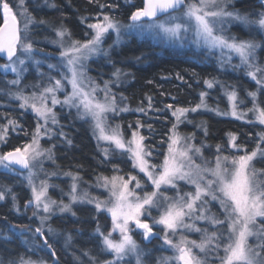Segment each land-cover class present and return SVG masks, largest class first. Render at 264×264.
Returning a JSON list of instances; mask_svg holds the SVG:
<instances>
[{"label": "snow or ice", "instance_id": "1", "mask_svg": "<svg viewBox=\"0 0 264 264\" xmlns=\"http://www.w3.org/2000/svg\"><path fill=\"white\" fill-rule=\"evenodd\" d=\"M260 3L264 6V0H260ZM230 4L231 0H191L188 3L185 0H143V7L131 12L130 23L126 27L140 34L149 32L168 37H178L181 32L187 33L191 30L195 36L193 42L197 46L202 42L209 49H227L238 54L241 65L248 69L246 75L257 85L256 91L248 93L253 105L248 111L253 113L255 121L264 125V107L258 100V95H264V67L255 59V52L260 44L253 40H241L235 35L224 34L225 21L239 22L264 33V11L255 13L256 18H251L247 13L229 11ZM23 5L24 0H20L18 7L22 9L20 16L23 17L21 27L8 0H0V10L3 12V25L0 26V53H4L7 57V63L0 67L5 70L10 69L16 74L17 78L10 81L12 85L21 83L22 72L26 70L24 67L26 60L32 58L34 47L29 39V25L34 22V18ZM181 9L183 11L180 15L172 14ZM161 15L165 19L160 20ZM145 19L148 20L147 23L144 22ZM122 27L113 17L103 15L102 19L88 25L92 30V36L83 42L72 39L67 27L56 29L55 35L58 39L53 43L58 44L61 49L60 66L65 69L60 73V79L49 77L50 83L39 93L33 92L30 95H25L23 91L9 93L20 102V108H31L37 117V125L30 143L0 153V167L5 170H10L15 165L30 170L28 179L32 187V198L25 207L34 204L37 210L42 209L46 214L40 216V227H36L34 233L44 237V225L49 221L54 209L63 213L70 211L73 203L87 201L94 203L98 212L103 210L111 215L112 227L107 234L101 231L99 225L95 230L101 240V250L112 255V259L104 261L103 264H123L125 257L130 255L135 257V264H143V252L132 235L133 225L136 230H140V235L147 241L159 236L153 229L160 226L164 244L178 253L175 259L180 264H206V258L201 259L193 249H199L201 253H205V256L208 251H212L219 264H264V226L256 225L257 217L264 218V180L257 179V176H264V171H258L252 166L255 158L264 159V147H262L264 133L258 135L256 147L251 152L239 145L236 136L231 134L230 147L237 152L244 151V154L221 155L223 149L217 145V155L214 159L204 158L202 147L190 142L193 137L181 135L178 131L179 124L186 119L188 112H195L206 106L204 103L206 93L201 92V101L195 107L174 108L173 105H167L176 122L173 123L168 135L167 153L164 154L163 161L159 165L153 164L152 152L144 144L145 137L138 130L142 127L139 121H137V130H133L131 137L127 139L120 125L112 126L108 123L109 113L128 110L126 107L119 108L116 95L111 91L112 81H104L101 88L86 75L84 70V62L91 56L101 52L108 54L102 45L110 30L116 33L113 45L120 42ZM35 63L38 65L40 61ZM48 67L51 69L56 65L50 64ZM112 75L119 79L121 70L116 69ZM204 83L211 88L214 81L205 80ZM66 85L71 86L70 92L66 91ZM61 92L64 93L62 100L57 95ZM100 93L103 95L101 96ZM228 97L232 102L231 114L243 118L247 113L237 112L239 103L237 93L233 90L228 93ZM123 99L124 97L121 96V100ZM148 101V107L151 108V97ZM58 104L62 107L76 108L81 119H89L97 140L107 142L109 145L102 149L104 155L108 157L116 151L127 154L133 169H138L148 183H142L137 176L131 174L127 179L120 175L98 176V185L109 193L107 200H100L88 196L87 193L79 194V181L82 177L79 173L69 172L66 175L71 177L72 183L68 193V203L51 199L48 196L50 186L45 181H41L39 186L35 185L33 183L35 174L31 169L40 163L42 158H52L51 149L42 148L40 139L51 133L49 124H58L54 111ZM138 111L143 112L144 109L140 108ZM16 126V121L12 119H8L6 125L0 126V143L6 142L9 127L14 129ZM129 127H132L131 124ZM60 135L64 133L61 132ZM68 143L71 141L69 140ZM194 157L200 158L202 162L197 164ZM113 170L120 171L116 166ZM179 181L187 182L193 186L194 191L181 194L178 190ZM149 186L152 191H145L144 189ZM169 188L176 189L177 194L166 195L165 192ZM207 198L219 203L223 219L215 214L209 215ZM2 199L4 192L0 191V200ZM152 210L159 212L158 218H152ZM37 214L38 212H34V215ZM150 218L151 223H149ZM187 220L192 222L186 223ZM199 220H204L215 227L216 231L209 233L206 228L196 227V222ZM24 231L33 230L25 228L20 235H23ZM178 231L199 232L202 234L201 241L198 243L180 235L174 242L173 238ZM47 232L53 233L51 226L47 228ZM114 233L119 234L118 240L113 238ZM253 236L258 241L255 245L249 243V238ZM68 239H71L70 235ZM48 240L49 237L44 238L43 246L51 250V255L55 256V250ZM90 259L91 264H95L96 258ZM0 264H3V261H0ZM9 264H46V261H33L21 257L18 261H10ZM164 264H167V260Z\"/></svg>", "mask_w": 264, "mask_h": 264}, {"label": "rangeland", "instance_id": "2", "mask_svg": "<svg viewBox=\"0 0 264 264\" xmlns=\"http://www.w3.org/2000/svg\"><path fill=\"white\" fill-rule=\"evenodd\" d=\"M240 1L243 0H231V4L229 5L228 10L239 11L241 14L247 13L250 15L251 18H256L254 15L255 13L264 11V6H262L261 3V7H253V3H249L253 10L250 12H245L244 10L240 9L238 5ZM8 2L10 3V6L13 9V13L17 15L19 26L22 27L23 17L20 16V11L22 9L18 7V5L20 4V0H8ZM185 2L188 3L191 2V0H185ZM23 7H26L27 12L31 15V17L34 18V22L29 25V39L34 45L32 58L30 60H26V64L24 66L26 70L22 72L21 83L19 85H12L10 83V81L17 78L15 73H13L10 69L5 70L4 68L0 67V108H14L16 110H19L21 113L27 112L34 116L35 124L32 129L30 139L25 143L28 144L31 142L32 133L37 125L36 114L31 110V108H20V102L16 100L14 96L9 95V93H16L18 91H23L25 95H30L33 92L39 93L40 91H42L43 87L47 86L50 83L49 77L60 79V73L64 72L65 69L60 66L61 61L59 53L61 49L58 44L53 43V41L58 39L55 35V30L62 28L63 26H61L58 22H54L53 24H50L49 22L39 23L40 21H45V19L42 18V16L40 15V9L43 7L52 8L53 4L51 0H24ZM0 11L3 17V12L2 10ZM182 11L183 9L172 14L180 15ZM103 15L109 14L100 13L96 15L94 19L89 22V24L96 23L98 19H102ZM159 19L163 20L165 19V17L161 15ZM118 22L123 26L121 28L120 42L118 44L113 45V41L116 39V33L110 30V32L106 35L102 45V48L106 50L108 54L105 55L103 52H101L99 54L91 56L84 62V70L86 72V75L92 78V80H94L96 84L100 85L101 88L103 87L104 81H112V84L110 85L111 91L116 95L117 104L119 108L126 107L128 109L127 111H129V105L126 102L125 97L121 92L120 88L122 82L128 79L129 73L128 71H125L127 63L136 62V60L139 59L141 55L129 58L124 56L120 57L118 54L123 46L130 43L132 39H135L138 42H145L150 46V48H153L157 53H162L166 49H175L185 51L187 53H204L206 58L209 60L213 59L218 64L221 70L230 71L237 75H242L244 78H247L249 82H253V86L251 88H244V91L241 92L240 87L237 84H233L231 82H224L223 79L220 78L209 79L210 81H214V84L211 88H209L205 84V90L203 92L206 93V96L204 98V103L206 106L197 109V111L195 112H188L186 114V119H184L183 122L179 124V133L185 136H192L193 139L190 142L198 147H202L204 158L214 159L217 154L211 158L206 157L203 151V141L197 138L198 136L196 135V132L204 131V121L202 118V116H204L203 114L210 113L220 117L237 119L241 122L250 123V121H252L251 123L259 124L258 121H255L253 113L248 111L253 107L251 97L248 96V93L256 91L257 85L256 82L251 79V77L246 75L248 69L241 65V61L238 54L230 52L227 49H209L202 42L200 43V46H197V44L193 42L195 40V36L191 30H189L187 33L181 32L178 37H168L163 34L156 35L154 33L149 32L140 34L136 30H130L126 27L130 23V20ZM144 22L147 23L148 20L145 19ZM224 30L225 35H235L241 40H253L255 42H258L260 44V47L256 49L255 59L260 66L264 67V33L258 32L255 27H246L243 24L235 21H225ZM91 36L92 30L88 28V32L84 38L76 39L72 36V39L83 42L86 39H90ZM109 45L113 46L110 48ZM115 56H117L119 59L118 63L113 62ZM35 61H40V63L37 65ZM121 61L124 63H122ZM5 63H7V58H4L3 62H1L0 65H3ZM50 64L56 65V67L50 69L48 67V65ZM116 69L121 70V75L119 79H116L112 75V73ZM233 90L237 93L239 101L237 106V112L247 113L243 118H239V116H233L231 114L232 102L229 100L228 93ZM66 91H71L70 85H66ZM57 95L62 100L64 93H57ZM100 95L102 96L103 93H100ZM121 96L124 97L123 100H121ZM258 100L261 102V106L264 107V99L261 98L260 95H258ZM200 101L198 102V104L200 103ZM54 111L57 116L58 124H49L51 133L49 135L42 136L40 139V145L42 146V148L51 149L52 158H42L40 163H38L34 168H32L31 171L35 174L33 176V183L35 185L39 186L41 181H45L50 186L48 189V196L51 197V199L56 200L58 202L63 200L64 203H68V193L72 180L70 176L66 175V173L77 172L59 168L56 164L55 156V146L59 144H64L66 142L65 129L68 123L63 122L66 116H71L70 121L76 120L80 122H85L88 125L91 134L96 142L97 148L105 159H111L113 157H116L114 155L126 157L128 159L129 157L127 156V154H121L118 151L112 152L110 156L106 157L102 149L108 147V143L97 140L96 135L93 134L91 121L89 119H81L77 113L76 108H69L67 106L62 107L58 104L55 106ZM127 111L118 110L116 113H109L108 123L112 126L120 125L124 133L122 124L119 120V116ZM8 119L16 121L17 126L14 129L12 127H9L7 139L11 134L18 133L17 130L18 128H20L19 122L8 115L0 116V126L6 125ZM175 122L176 121L174 119V123ZM133 130H137V127L130 129L128 135L124 133L126 139L131 137V132ZM138 130L142 135L140 128ZM61 132H63L64 135H60ZM4 143H0V147ZM243 148L245 149V147ZM0 153H3V151L0 150ZM166 153L167 149L165 154ZM220 154L226 156L242 155L244 154V151L237 152L235 149H232L230 147L229 139L228 152H222ZM163 159L164 156L161 162L163 161ZM194 159L197 164H200L202 162L200 158L194 157ZM261 160L264 159H261L260 157L254 159V161L252 162V166L254 169L258 171H264V165H262ZM152 163L155 164L154 162ZM133 170L134 172H131L129 174L137 176V178L140 179L142 183H148L144 175L142 173H139L138 169ZM29 171V169L18 170L14 167L10 170H5L4 168L0 167V191L4 192V199L0 200V206H3L7 202V208L11 210L10 212L16 222L18 219L26 220L25 223H14L12 220L8 221L5 218L0 217V242L17 236L21 239L23 244L25 243V248H27L31 253V255L28 254L27 256L19 255L18 257L17 255L16 257L18 258H16L14 261H18L21 257H23L24 259H31L33 261L43 260L46 261V264H66L64 262H60V255L58 254L56 249H58L62 253L65 259L68 260L69 264H91V257L96 258L95 264H103L104 261L112 259L111 254L105 253L101 250V240L97 236L95 231L97 226L99 225L101 231L107 234L112 227L111 215L110 213L103 210L98 212L95 208L94 203H89L87 201L76 202L71 205L70 211H66L63 213L60 212L58 209H54L49 221L47 222V224L44 225V237L34 233L35 228L40 227V216L46 214L42 211V209L37 210L34 204L25 207L28 204L29 200L32 198V187L29 184L28 179ZM129 174H124L123 172H121V170L119 172H114L113 170V172H111L109 175H106L105 173L101 172L87 179H85L83 176H81V174H79L82 179L79 181L78 193H87L90 197H95L100 200H107L109 198V193L105 188L98 185L97 177H111L113 175H120L124 176L127 179ZM257 179L264 180V176H257ZM9 181H11L12 184H9ZM131 186L132 185H130V187ZM22 189L27 190V195L30 196V199L24 202L20 200V191ZM144 190L150 192L152 191V188L149 186ZM178 190L181 194H183L185 192L194 191V188L193 186L187 184V182L185 181H179ZM140 194L142 195L143 193L141 192ZM165 194L168 196H175L177 194V190L169 188L166 190ZM13 197H15V199H13ZM207 199L209 200L207 204V208L210 210L209 215L215 214L220 219H223L222 209L220 208L219 203L217 201H212L210 198ZM83 207L93 212L92 219L95 220L96 223L94 224V226H92L93 232H91V236L94 235V238L92 237L90 241L88 240V242L82 246L79 242L74 243L73 235L70 231V228L75 226L76 220H80L79 212L84 211L81 210L83 209ZM34 212H38V214L34 215ZM73 213H75V215H73ZM158 217L159 212L156 210H152V218ZM191 222V220L186 221V223ZM57 223L64 224V228H59ZM149 223H151V218L149 219ZM256 225L257 227L264 226V218L257 217ZM49 226H51L53 229V233L51 234L47 232V228ZM196 227L201 229L206 228L208 229L209 233H211L212 231H216L215 227L210 226L204 220L197 221ZM25 228H31L33 231H24V234L20 235L21 231ZM153 231L154 233H158L159 236L153 237L150 241H147L144 240L140 235V230H136L133 225L132 235L133 238L140 245V248L143 252V264H164L165 260H167V264H180V262L175 259L178 253L170 246L164 244L162 228L160 226H156L154 227ZM69 235L71 236L70 240L68 239ZM180 235H184L189 240H195L198 243L201 241L202 237V234L199 232L178 231L176 237L173 238L174 242L179 239ZM45 237H49L48 242L52 245V249L55 250V256L51 255V250L43 246V240ZM113 238L118 240L119 234L114 233ZM257 242L258 241L255 236L249 238L250 244L255 245ZM193 251L201 259L206 258V264H219V260L216 259V256L212 251H208L206 256L205 253H201L199 249H193ZM220 255H223L222 250L220 252ZM123 264H135V257L132 255L125 257Z\"/></svg>", "mask_w": 264, "mask_h": 264}, {"label": "trees", "instance_id": "3", "mask_svg": "<svg viewBox=\"0 0 264 264\" xmlns=\"http://www.w3.org/2000/svg\"><path fill=\"white\" fill-rule=\"evenodd\" d=\"M51 2L54 5L52 8L40 9L42 18L50 24L58 22L61 26L67 27L76 39L85 37L89 22L100 13H107L117 21H127L132 11L143 7V0H51ZM249 3H253V7H261L259 0H243L238 5L245 12H250L253 9ZM2 24L3 18L0 11V26ZM118 55L129 58L141 55L136 62L127 63L125 71L129 73L128 79L122 82L120 90L129 105V111L121 114L119 120L127 135L130 129L137 127V121H139L142 125L140 131L145 137V145L152 152L151 160L157 165L166 152L168 135L175 119L167 105H173L174 108L195 106L200 101V93L205 90L204 81L213 78L237 84L241 92L244 88L253 86V82H249L242 75L221 70L218 64L213 59H207L204 53H187L175 49H166L162 53H157L145 42L132 39L121 48ZM118 61V57L115 56L113 62L118 63ZM1 62H3L2 57H0ZM260 96L264 99V95ZM149 97H151V108L148 107ZM140 108L144 111H138ZM3 115L16 119L20 125L18 133L11 134L0 147V150L7 152L16 147H22L30 139L35 118L30 113H21L19 110L8 107L0 108V116ZM203 115L204 131L196 132V135L203 141L204 155L208 158L217 154V145L222 147V152H228L231 134L236 136V142L239 145L251 151L256 147L258 135L264 133V126L260 124L241 122L210 113ZM70 119L71 116H66L63 121L68 123L65 129L66 142L55 146L56 164L59 168L75 171L85 179L101 172L109 175L113 172L114 166L124 174L134 172L131 161L126 157L114 155L116 157L105 159L99 152L88 125L85 122L70 121ZM69 140L71 143H68ZM261 162L264 165V160ZM9 184L12 182L9 181ZM27 194V190L22 189L20 200L24 202L30 199ZM3 206H0V217L8 221L12 220L14 223L26 222L20 219L16 222L11 210L7 208L8 203L6 202ZM81 210L84 211L79 212L80 220L75 221V226L70 228V231L74 243L79 242L83 246L92 237L94 238L91 232L96 221L92 219V211L84 207ZM57 225L59 228H64V224L57 223ZM56 250L60 255V262L69 264L62 253ZM28 254L31 255L30 251L17 236L0 242V261H3V264H9L19 255L27 256Z\"/></svg>", "mask_w": 264, "mask_h": 264}, {"label": "water", "instance_id": "4", "mask_svg": "<svg viewBox=\"0 0 264 264\" xmlns=\"http://www.w3.org/2000/svg\"><path fill=\"white\" fill-rule=\"evenodd\" d=\"M3 25V24H2ZM1 25V26H2ZM0 57L7 58L6 55L4 53H0ZM14 168L18 169V170H23L24 168H22L20 165H15Z\"/></svg>", "mask_w": 264, "mask_h": 264}]
</instances>
